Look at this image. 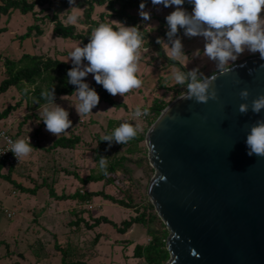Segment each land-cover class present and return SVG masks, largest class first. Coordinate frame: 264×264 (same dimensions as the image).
<instances>
[{
    "label": "rangeland",
    "instance_id": "rangeland-1",
    "mask_svg": "<svg viewBox=\"0 0 264 264\" xmlns=\"http://www.w3.org/2000/svg\"><path fill=\"white\" fill-rule=\"evenodd\" d=\"M173 10L174 8L171 6L169 8L162 5L148 7L144 11L149 12L150 19L143 20L141 18L145 31L151 34L152 38H155L159 34L158 17L165 18ZM102 12H106L104 7H96L92 17L98 19ZM46 13L52 14V12ZM133 14L141 17L139 11H134ZM59 15L63 22L74 24L79 31L84 28L79 24V20L82 18L81 10L75 9L69 16H65V13L62 14L61 12ZM260 15L264 16V9ZM32 23L30 15H22L18 12L11 15L10 18L3 17L0 21V28L7 27V31L0 34V55L17 59L24 53H31L59 58L71 63L70 57L66 53H70L80 44L56 37L52 32L53 25L49 21L42 25L44 35H34L23 41L17 39ZM112 23L117 24L115 20H111L110 24ZM176 38L181 40L185 55L175 57L174 60L181 64L187 72L196 70L199 75L207 77L212 72L218 71L216 62L203 55L206 43L203 37H188L183 32ZM166 43L168 41H164L163 48L169 57L170 53ZM144 44L142 43L140 49L138 72L136 73L142 81L141 86L129 91L124 97L119 94L112 96L125 108L117 109L105 101H100L91 113L80 117L74 107L78 103V97L75 93L72 96H62L55 101L69 112V119L72 121L69 129L59 134L58 137L62 134L67 136L75 134L80 136L88 145H80L73 150H57L47 153L43 147H48L57 137L48 132L44 125H41V119H31L26 124L20 125L24 116L30 113L24 100L20 107L12 112L5 122L0 124V130H9L12 134L18 130L19 126H22L23 133L19 139H30L33 143H31L33 145L32 152L21 160L29 162L30 177L34 178L35 181L31 182L29 179L15 175L14 178L17 181L32 188L35 183L42 182L39 168L51 167L52 165L71 171L76 170L81 176H86L94 167L93 151L97 147V138L105 136L109 120L128 122L133 124L138 131H142L146 127L145 120L143 118L133 119L132 117V111L137 106L142 108L145 105H150L155 98H162L172 103L176 98L187 93V90L182 88L183 94L174 98L172 88L177 84L171 79L170 74L173 71H182L181 67L167 64L157 56L153 46L148 48ZM197 51H199V55H196ZM258 55V53L252 54L245 51L238 57L237 61L231 63L236 65L246 58ZM3 76L4 67L0 63V80ZM86 78L89 83H93L92 74ZM21 98V93L14 88L6 95H0V112L7 105L16 104ZM42 109L43 107L36 111L39 117ZM39 127H41L40 134L37 135L35 131ZM37 141L40 147L34 146ZM143 145H146V142ZM124 149V147L117 148L115 145L111 155H114L116 150L117 153H123ZM127 165L133 170V176L136 180L141 181L143 186L141 190H144L145 185L149 187L154 175L150 179L134 163H127ZM118 175L119 182L115 186L91 183L86 189L88 191L104 189L116 198H123L124 190L132 186V182L123 173ZM49 183L53 184L57 194H72L77 188H80V183L75 178L64 173L55 174L54 177L50 178ZM0 200L6 208L16 213L12 219H7L0 214V264H61L60 256L54 248L55 240L61 244L71 241L80 246L87 253L89 264H147L144 260L133 256L135 244H147L149 241L143 227L136 225L122 235L109 225H101L94 230L87 229L84 224L80 228L70 226V221L76 218L73 214L75 210L84 209L85 212L79 216L89 222H92V218L106 216L119 224L124 219L135 215L134 211L130 209L121 208L102 198H95L92 202L82 205L74 200L58 201L50 197L46 188L38 190L35 195L21 193L9 182L3 180L0 181ZM97 234L101 235V239L95 246L92 242Z\"/></svg>",
    "mask_w": 264,
    "mask_h": 264
},
{
    "label": "water",
    "instance_id": "water-1",
    "mask_svg": "<svg viewBox=\"0 0 264 264\" xmlns=\"http://www.w3.org/2000/svg\"><path fill=\"white\" fill-rule=\"evenodd\" d=\"M209 78L217 99L179 96L145 139L155 169L148 195L169 230L166 264H264V156H249L245 144L264 119V110L251 111L264 94V60L246 58Z\"/></svg>",
    "mask_w": 264,
    "mask_h": 264
},
{
    "label": "trees",
    "instance_id": "trees-1",
    "mask_svg": "<svg viewBox=\"0 0 264 264\" xmlns=\"http://www.w3.org/2000/svg\"><path fill=\"white\" fill-rule=\"evenodd\" d=\"M141 2L142 0H75V4L72 5L69 3V0H0V21L5 16L10 18L11 15L16 12L22 15H30L33 23L27 27L23 34L17 37L18 40L23 41L34 35H44L42 25L49 21L53 25L52 32L56 37L64 41L78 42L80 46L88 43L91 31L100 23H107L113 27H119L121 26L120 24L125 26H137L141 31L143 43H145L144 45L148 48L153 46L158 57L169 65H178L181 67L182 71L187 73L186 69L181 64L166 55L163 42L161 44L157 43L158 38L163 41H168L165 18L158 17L159 34L155 38H152L151 34L143 28L141 17L133 14L134 11H139ZM152 5L151 0H145L144 10ZM96 7H104L106 9V12L100 13L98 19L92 17ZM183 7L191 12V6L189 4L185 3ZM37 8L40 9L37 11ZM75 9L82 11V18L79 20V24L84 28L80 31L74 24L63 22L59 15L61 12L62 14L65 13V16H69ZM46 12H52V14L49 15V13ZM111 20H115L117 24H110ZM5 31H7V27L0 28V34ZM182 33V29L178 30L176 37L182 35ZM67 54L69 55V53H66V55ZM0 63H2L4 67V76L0 80V95H6L13 88L22 95L19 102L14 105H7L0 112V124L5 122L12 112L20 107L23 100L27 104L30 113L24 116L20 125L26 124L31 119H41L36 111L45 107L46 102L41 97V93L44 91L54 88L55 101L62 96H72L74 94L75 86L68 84L66 80L67 71L73 66L72 63H67L59 58L31 53H24L17 59H11L0 55ZM217 72L218 71H214L207 77ZM84 79L89 83L86 77ZM89 85L97 91L100 96V101H105L117 109L125 108L123 104L115 101L112 95L103 89L102 85L96 84L95 81L89 83ZM182 88L186 89V87L181 85H176L172 88L174 98L175 96L183 94ZM170 103V101L165 99L155 98L150 105L143 106L142 108L149 109V115L143 118L146 122V127L142 131L137 130V135L123 145L113 142L111 147H109V142L102 141V137H98L97 147L93 151L94 167L84 177L76 172V170L71 171L63 167H57V165H52L51 167L43 166L39 168L42 182L35 183L32 188H29L14 178L16 175L29 179L31 182L35 181L34 178L30 177L29 162L27 160H21L20 164L12 166L9 169H4L0 165V181L9 182L21 193L35 195L38 190L46 188L50 197L58 201L74 200L82 205L92 202L95 198H102L116 206L134 211V216L124 219L117 224L106 216L92 218V222H89L85 218H82V216H79L81 213L85 212L84 209L75 210L73 214L76 218L70 221V226L73 225L75 228H80V226L84 224L87 229L94 230L101 225H109L119 234L124 235L134 226L138 225L146 230L149 241L147 244H135L133 256L137 259L144 260L147 264H166L170 258V253L166 245L169 230L159 217L154 204L150 200L147 193L148 185H145L144 190H141V188H143L141 181L138 179L136 180L133 176V170L127 163H134L136 167L143 170L150 179L154 175L155 169L149 162L148 148L146 145H143V143L145 142L147 132L152 124ZM121 123L123 122L109 120L105 135L110 134ZM41 125H44L43 122ZM40 129L41 127L37 128L35 134L39 135ZM7 131L15 140L23 133L22 126H19L18 130L13 134L9 130ZM25 141L27 142V140ZM80 145H88V143L84 142L78 135L72 134L67 136L62 134L48 147H43V149L47 153H52L57 150H73ZM115 145L117 148L124 147L123 153H117L116 150L114 155H111L112 148ZM34 146L40 147L38 141ZM100 156L105 157L107 165L106 170L108 172L107 176H105L103 171L99 168L98 161ZM57 173H64L68 176H72L80 183V188H77L72 194H57L53 184L49 183L50 178L54 177ZM119 173H123L132 182V186L124 190L123 198H116L108 194L104 189L98 191H88L86 189L91 183H102L104 186H115L119 182ZM100 239L101 235L97 234L92 243L96 246ZM54 248L60 256L61 264H89L87 261V253L84 252L80 246L71 241L61 244L55 240Z\"/></svg>",
    "mask_w": 264,
    "mask_h": 264
},
{
    "label": "clouds",
    "instance_id": "clouds-1",
    "mask_svg": "<svg viewBox=\"0 0 264 264\" xmlns=\"http://www.w3.org/2000/svg\"><path fill=\"white\" fill-rule=\"evenodd\" d=\"M74 5L75 0H69ZM154 6L173 7L174 10L165 17L168 38L169 58L185 55L181 40L176 37L178 30H183L188 37L200 36L206 41L203 55L216 62L219 74L232 70V63L245 51L256 54L264 60V0H151ZM191 6V12L183 5ZM145 9V0L139 5V15L143 20L150 19ZM72 19V17H70ZM113 27L100 23L89 36L88 43L77 46L69 53L72 67L67 71L68 84L75 86L74 93L78 103L74 106L77 114L87 115L100 102L97 91L90 87L85 77L92 74L96 84L102 85L110 95L123 96L141 86L138 78V61L143 43L141 31L137 26ZM164 43L160 38L157 43ZM197 51L196 55H199ZM86 62V63H85ZM171 79L177 85L186 87L184 98L197 102H207L217 99L216 90L212 87V79L201 76L196 70L185 73L177 70L171 74ZM240 98L247 101L250 92L244 88L239 93ZM45 107L40 112L41 122L45 129L58 137L72 124L69 112L55 102L54 88L41 93ZM249 105L242 103L239 111L245 113ZM264 110V94L258 95L251 101V111L260 113ZM149 115V109L137 106L132 111L133 119ZM137 135V128L128 122L119 124L110 134L102 137V141L111 144H125ZM30 140V139H28ZM33 144V143H32ZM24 139L9 141V148L18 161L27 157L33 150V145ZM245 144L249 156H264V119L258 120L251 126L246 135ZM6 151V152H7ZM3 154V153H2ZM99 168L107 176L106 160L99 158Z\"/></svg>",
    "mask_w": 264,
    "mask_h": 264
},
{
    "label": "built area",
    "instance_id": "built-area-1",
    "mask_svg": "<svg viewBox=\"0 0 264 264\" xmlns=\"http://www.w3.org/2000/svg\"><path fill=\"white\" fill-rule=\"evenodd\" d=\"M9 141H15V139L7 130H0V165L4 169H9L21 162V159L18 161L11 151H7L10 146ZM27 142L32 143L31 140H27ZM0 214L4 215L7 219H12L16 213L6 208L0 200Z\"/></svg>",
    "mask_w": 264,
    "mask_h": 264
}]
</instances>
